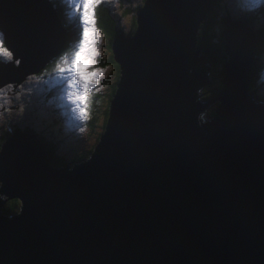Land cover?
I'll return each mask as SVG.
<instances>
[{
  "label": "water",
  "instance_id": "water-1",
  "mask_svg": "<svg viewBox=\"0 0 264 264\" xmlns=\"http://www.w3.org/2000/svg\"><path fill=\"white\" fill-rule=\"evenodd\" d=\"M217 1L146 0L134 35L114 40L120 77L90 160L56 168L36 134L5 140L0 264H264V103L248 93L257 37L240 17L226 19L221 93L200 99L197 33ZM49 7L0 0V89L67 44Z\"/></svg>",
  "mask_w": 264,
  "mask_h": 264
},
{
  "label": "rangeland",
  "instance_id": "rangeland-1",
  "mask_svg": "<svg viewBox=\"0 0 264 264\" xmlns=\"http://www.w3.org/2000/svg\"><path fill=\"white\" fill-rule=\"evenodd\" d=\"M48 1V0H47ZM52 8L59 10L65 21L68 22L64 29L67 33L77 35L76 40L70 41L64 47L71 43L74 46L72 49L66 50L65 48L50 62L54 64L55 71L49 75L46 68L38 73V75H31L21 84L18 88L13 89L12 85L8 84L0 89V138L3 136L8 139L11 134L15 133L18 129L19 132L25 131L24 129L37 133L40 135L41 141L47 143L46 149L48 158L52 162L61 160L62 166L55 165L56 168H65L67 164L74 165L84 160H90L89 154L96 146L98 137L103 130V112L109 106L108 99L111 94V86H114L117 78L116 67L110 62L112 51L109 49L108 36L104 31L97 26L98 22V7L96 5L93 9L94 24L93 28L96 33L95 44L93 46V55L91 62L88 64V69L95 72V77H89L93 82L90 83L88 92L85 96L84 104L81 107L86 112V117L79 118L78 111H73L76 105L72 104L67 98V73H59L57 65L64 66V61H70L73 53L77 50L82 32V25L80 28V18L72 21L74 12L78 13L72 6L78 0H50ZM105 6L109 5V13H112L116 28H119V33L130 34L134 33V25L139 15L141 14L146 0H100ZM224 2L222 8H217V2L214 5L213 12L208 13L206 21H202L200 29L197 33V40L201 41L200 32L202 27H206L211 18L212 13H217L218 21L220 18H225L227 12H243L249 17L258 13L260 3L264 0H221ZM240 3V5H238ZM70 5V6H69ZM247 6V10H244ZM131 7V10H129ZM264 11L263 8L259 9ZM247 11V12H245ZM104 14V12H102ZM61 14V13H60ZM225 15V17H224ZM257 15V14H256ZM255 15V16H256ZM240 17L241 15H236ZM79 21V22H78ZM240 22V21H239ZM210 23V22H209ZM208 23V24H209ZM221 23H224L221 21ZM258 23V20L253 21ZM223 29L219 25L212 26L211 42L221 44L224 40V34L227 32L226 22ZM264 27V20L258 23ZM213 25V24H212ZM255 26V24H254ZM136 24V29H137ZM256 28V26H255ZM205 29V28H204ZM204 31V30H203ZM254 32V30H252ZM72 32V34H71ZM130 32V33H129ZM203 33V32H202ZM218 34V35H217ZM217 36H219L217 38ZM221 42V43H220ZM0 44L2 43V34L0 33ZM224 45V42L222 43ZM222 47V46H221ZM224 47V46H223ZM0 49L8 53L7 56L0 54V60L4 58L10 59L9 52L0 45ZM216 53V52H215ZM216 55V54H215ZM225 55V53H224ZM263 56V54H261ZM263 64L259 68L252 69L249 88L255 87L254 91L249 93L254 97L255 102L264 100V92L261 87H264V57H262ZM224 64L217 59L215 61L208 60L206 65L211 69L208 73L209 83L204 86L200 91V99L202 102L207 101L209 98L215 99L221 93L224 78ZM50 66V64H49ZM254 70V71H253ZM114 84V85H113ZM253 84V85H252ZM258 84V85H257ZM257 85V86H256ZM261 86V87H260ZM57 91V92H55ZM219 93V94H218ZM218 94V95H217ZM217 95V96H216ZM211 100V99H209ZM219 104L215 102L210 105L206 112V118H211L213 109ZM99 109V110H98ZM93 110H98L100 113L97 116V122L92 126V120L95 115ZM4 140V141H5ZM0 140V149H1ZM89 154L83 160H79V155ZM83 157V156H82Z\"/></svg>",
  "mask_w": 264,
  "mask_h": 264
},
{
  "label": "trees",
  "instance_id": "trees-1",
  "mask_svg": "<svg viewBox=\"0 0 264 264\" xmlns=\"http://www.w3.org/2000/svg\"><path fill=\"white\" fill-rule=\"evenodd\" d=\"M221 0H219V2H220ZM218 2V3H219ZM221 4H224V2H222L221 1ZM98 5V4H97ZM99 7H98V9H99V12H98V22H97V26L101 29V30H103L104 31V33H105V35H107L108 36V41H109V49L112 51V45H113V42H114V40L117 38V36H118V34H119V28H116V24H115V21H114V18H113V15H112V13H109V11H107L108 9H110L109 7V5H107V6H105L101 1H100V3H99ZM106 8H108V9H106ZM217 8H219V4H217ZM72 9H73V6H72ZM129 10H131V7H129ZM102 12H104V14L102 13ZM74 14H75V16H74V18H72L71 20L72 21H75V18H76V20H78L79 18H80V13L78 12V13H75L74 12ZM257 14V15H256ZM256 14H253V16H252V19L254 20V21H256V20H259V22H261L262 20H263V17H264V11H260L259 10V13H256ZM256 15V16H255ZM248 19V18H247ZM252 19H248V22H249V25H250V23L251 22H253L252 21ZM250 20H251V22H250ZM221 21L222 22H226V19L224 18H220L219 19V21H218V18H217V13H216V15H215V13H212V15H211V18H210V20L208 21V23H207V26L206 27H202L201 29H202V31L200 32V38H201V41L199 42L198 41V44L201 46V47H203V52H204V54L205 55H207V57H208V60H211V61H215L216 63H217V59L218 60H221V62H223V61H225V56H224V52H225V49H224V45L221 43L220 45L219 44H217V43H212L211 42V38H210V33H211V31H212V26H215V25H219V26H221V28L223 29V27H225V24L224 23H221ZM79 22V21H78ZM213 24V25H212ZM250 27H251V25H250ZM80 28H81V22H80ZM135 28H136V22H135V25H134V30H135ZM205 28V29H204ZM204 30V31H203ZM203 32V33H202ZM255 32H256V35H257V39H258V50H257V53H258V55H257V59L255 60V63H254V66H253V69L254 68H259V67H261L262 66V64H263V60H262V57L263 56H261V54H263L264 55V27H262L261 25H258L257 27H256V29H255ZM70 33V32H69ZM130 33V32H129ZM71 34H72V32H71ZM131 34V33H130ZM130 34H123L124 36H126V37H131V35ZM69 36H68V38H69V40L72 42V40L74 41V40H76V36L77 35H74V34H72V36L70 35V34H68ZM132 35H133V33H132ZM218 35V34H217ZM219 36H217V38H218ZM0 45H2L3 46V44H0ZM74 46V42H73V44L71 43L70 45H67V47L65 48L66 50H69V49H72V47ZM222 46V47H221ZM63 48V49H64ZM62 49V50H63ZM61 50V51H62ZM63 52V51H62ZM216 52V53H215ZM216 54V55H215ZM60 55V54H59ZM110 62L116 67V71H117V78H116V81H115V83L118 81V79H119V77H120V74H119V72H120V66L114 61V59H113V52H112V55H111V58H110ZM47 68H46V72H48L49 73V75L52 73L53 74V72L55 71V69L53 68L54 67V64H53V62L52 63H50V66H49V64L46 66ZM254 71V70H253ZM56 72V71H55ZM114 85V84H113ZM253 85V84H252ZM258 85V84H257ZM256 85V86H257ZM261 87V86H260ZM254 89H255V87H253V88H250L249 90L251 91V92H253L254 91ZM261 89H263V92H264V87H261ZM115 90H116V87H115V85L114 86H111V94H110V96H109V99H108V103H109V101H110V99H111V97H113V95H114V93H115ZM55 92H57V91H55ZM219 94V93H218ZM217 94V95H218ZM216 95V96H217ZM99 110V109H98ZM96 111V110H93V112L95 113V115H94V117H93V120H92V126H94V124H95V122H97V116H98V114L100 113V111ZM107 115H108V106H107V108H106V110H104V112H103V116H102V119H103V130L102 131H104V129H105V125H106V119H107ZM211 115V114H210ZM16 130H18V129H16ZM101 134L102 133H100V135L99 136H101ZM6 138V137H5ZM5 138L2 136L1 138H0V140H1V146L4 144V140H5ZM98 139H99V137H98ZM94 148V147H93ZM1 150V149H0ZM92 152V151H91ZM90 152V153H91ZM89 153V154H90ZM89 154H84V155H82L83 157H81L80 159H84V157H87V156H89ZM52 162V161H51ZM54 165H57V166H62L63 164H61V165H59L60 163H61V160H59L58 162H52ZM67 165H69V164H67ZM19 208H20V202L19 201H17V200H15V201H10V202H8L7 204H6V206H5V211L7 212V213H16V212H18L19 211Z\"/></svg>",
  "mask_w": 264,
  "mask_h": 264
},
{
  "label": "snow or ice",
  "instance_id": "snow-or-ice-1",
  "mask_svg": "<svg viewBox=\"0 0 264 264\" xmlns=\"http://www.w3.org/2000/svg\"><path fill=\"white\" fill-rule=\"evenodd\" d=\"M260 0H257L259 3ZM100 3V0H78L73 7L80 13V22L82 25L81 39L77 50L73 53L70 61H64V66L57 65L59 73H67V98L76 105L73 111H78L79 118L86 117V112L81 105L84 104L85 96L88 92L90 83L93 81L89 77H95L97 74L88 69L93 55V46L95 44L96 33L94 24V7ZM0 54L5 56L8 53L0 49Z\"/></svg>",
  "mask_w": 264,
  "mask_h": 264
},
{
  "label": "clouds",
  "instance_id": "clouds-1",
  "mask_svg": "<svg viewBox=\"0 0 264 264\" xmlns=\"http://www.w3.org/2000/svg\"><path fill=\"white\" fill-rule=\"evenodd\" d=\"M48 2H51L50 0H48ZM219 0L217 1V4H219V7L220 8H222L223 7V4H221V1L219 2ZM52 3V2H51ZM53 5V4H52ZM238 5H240V3L238 4ZM259 8H263L264 9V5H263V3H260V7ZM259 8H258V12H259ZM246 9H247V7H246ZM55 11L57 12V13H61V14H58V16H59V21H60V24H61V26L63 27V28H65V26L67 25V27H68V22L67 21H65L61 16H63L62 15V13H64V12H61V11H59V10H56L55 9ZM225 15H227V17H225ZM225 15H224V17H225V19H228V18H230V19H232V18H234L236 15H238V14H235L234 12H230V14H228L227 12L225 13ZM250 18V19H252V16H248L247 14H245V15H242V19L243 20H245V21H248V19ZM253 20V19H252ZM263 20H264V17H263ZM137 24V23H136ZM65 31L67 30V29H64ZM135 30H136V28H135ZM135 32V31H134ZM254 32H255V30H254ZM69 34V32L67 33V31H66V36H67V44H69V42H70V40H69V38H68V35ZM255 34H256V32H255ZM120 35H123V34H121V33H119L118 34V36H120ZM133 35H134V33H133ZM117 36V37H118ZM124 36V35H123ZM125 38H127L126 36H124ZM256 37H257V35H256ZM224 42V41H223ZM2 43H3V40H2ZM197 46H200L199 44H197ZM3 47H4V45H3ZM200 48H202L203 49V47H201L200 46ZM224 49H225V44H224ZM257 50H258V39H257ZM225 61H223L222 63H226V60H227V56H226V49H225ZM10 54V53H9ZM203 55H204V53H202ZM256 54H257V51H256ZM11 60V54H10V59H6V58H4V61H10ZM221 61V60H220ZM206 62H207V60L205 61V65H206ZM50 64V63H49ZM225 65V64H224ZM207 66V65H206ZM44 70V69H43ZM119 74H120V72H119ZM38 75V74H37ZM28 78V77H27ZM23 84V83H22ZM20 86V85H19ZM19 86H17V87H19ZM12 87H13V89L15 88L13 85H12ZM209 99H213V98H209ZM209 99L207 100V101H209ZM206 102V101H205ZM217 103V102H216ZM217 107V106H216ZM215 107V108H216ZM214 108V109H215ZM213 109V110H214ZM211 115H213V113H210ZM207 116V115H206ZM212 117V116H211ZM27 129V128H26ZM26 129H24L25 131H23V133H34V132H31V131H28V130H26ZM15 132H19L18 130H15ZM34 134H36L37 136H38V138L40 139L41 137H40V135L39 134H37V133H34ZM12 135V134H11ZM100 137V136H99ZM41 140V139H40ZM99 140V139H98ZM98 142V141H97ZM47 146V143L45 142V147ZM95 147V146H94ZM92 149H94V148H92ZM92 152H93V150H92ZM91 152V153H92ZM90 153V154H91ZM82 157V155H79V160H83V159H80ZM49 160H50V157H49ZM50 162H51V160H50ZM51 164L52 165H54L52 162H51ZM75 165V164H74ZM74 165H66V166H74ZM55 166V165H54ZM65 166V167H66Z\"/></svg>",
  "mask_w": 264,
  "mask_h": 264
},
{
  "label": "bare ground",
  "instance_id": "bare-ground-1",
  "mask_svg": "<svg viewBox=\"0 0 264 264\" xmlns=\"http://www.w3.org/2000/svg\"><path fill=\"white\" fill-rule=\"evenodd\" d=\"M40 1V4L44 7V8H50L49 7V5L52 7V3L51 2H48L47 0H39ZM54 10V9H53ZM14 13L16 14V15H18V17L19 16H21L22 15V8H21V5H15L14 6ZM54 12H55V17L56 18H58L59 19V16H58V14H60V13H57L55 10H54ZM211 12H213V9L210 11V13ZM46 13L47 14H49L50 15V13L49 12H47L46 11ZM23 20H27V19H25L24 18V16H23ZM30 21H32V19H30ZM45 22L46 23H44L45 25H46V27L49 29V30H54L51 26H54V25H52V24H50L49 22H47L46 20H45ZM225 36V35H224ZM20 41V40H19ZM11 42L13 43L14 42V39H11ZM20 43H21V49H22V51L23 52H25L26 53V55H27V51H28V47H27V44H26V42L25 41H20ZM224 44H225V42H224ZM202 53H204L203 52V49L201 48V51H200V56H203V57H205V61L207 60V55H203ZM257 55H258V53L255 55V57H254V59H253V65H252V69H253V66H254V63H255V60L257 59ZM27 58L28 59H30L31 60V56H30V54H28L27 55ZM5 74V73H4ZM9 74V73H8ZM8 74H6V75H8ZM9 78V77H8ZM8 78H5L4 80H7ZM1 79V81H3V78L1 77L0 78ZM222 83H223V80L221 81ZM18 88V87H17ZM16 89V88H15ZM250 88H249V86H248V92L249 93H251V91L249 90ZM263 103H264V100L262 101ZM214 111V110H213ZM213 111H212V113H213Z\"/></svg>",
  "mask_w": 264,
  "mask_h": 264
}]
</instances>
